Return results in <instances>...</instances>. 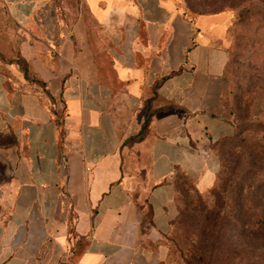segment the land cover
Instances as JSON below:
<instances>
[{"label":"crops","instance_id":"crops-1","mask_svg":"<svg viewBox=\"0 0 264 264\" xmlns=\"http://www.w3.org/2000/svg\"><path fill=\"white\" fill-rule=\"evenodd\" d=\"M180 1L0 0L23 61L0 72V264L167 257L174 173L212 184L231 115V15Z\"/></svg>","mask_w":264,"mask_h":264},{"label":"rangeland","instance_id":"rangeland-1","mask_svg":"<svg viewBox=\"0 0 264 264\" xmlns=\"http://www.w3.org/2000/svg\"><path fill=\"white\" fill-rule=\"evenodd\" d=\"M180 6L188 11L199 8V0L180 1ZM251 16L239 25H232L228 34L229 47L234 54L233 61L228 64L227 75L232 83L238 86L236 93L238 98L230 101L231 115L228 119L229 132L221 136L212 144L213 152L218 161V169L215 173L213 183L204 190L196 189L191 178L183 176L175 171L174 177L177 186V193L174 198L175 212L171 220L169 230L165 236V245L168 252L162 264H198L201 260L195 249V243L199 237V230L203 220V215L214 205L221 202L223 191L219 187L218 177L221 171V164L225 166L221 177H225L228 183L233 182L242 173L239 166L235 165V156L239 148L235 146L240 136L237 135L241 128L247 126L249 129L243 132L242 136L249 140H258L264 129V0H248L246 3ZM241 8V7H240ZM254 32L251 38L255 40L253 49L244 48L239 44L237 37L238 28ZM17 29L8 18L5 7L0 3V72L6 74L10 64L23 67L18 55L17 39L15 37ZM236 37V40H235ZM238 44V45H237ZM249 44V43H248ZM243 54L247 57L244 59ZM233 85V84H232ZM244 95V96H243ZM237 101H248L242 110L236 111ZM243 104V103H242ZM240 104V106L242 105ZM256 123H258L256 125ZM228 141L231 143L229 144ZM247 153L246 147H241ZM241 152V151H240ZM139 160V159H138ZM147 163L145 157L142 158ZM143 171H135V174L142 178ZM264 175H259L258 179H263ZM228 188V187H227ZM254 252L259 255L261 245ZM236 253V252H235ZM238 256H235L237 259ZM260 259V258H259ZM209 260L206 258L205 262ZM222 264L219 261H213ZM259 260L253 258V264H259ZM247 263H249L247 261ZM233 264V262H231ZM246 264V262H244ZM250 264V263H249Z\"/></svg>","mask_w":264,"mask_h":264},{"label":"trees","instance_id":"trees-1","mask_svg":"<svg viewBox=\"0 0 264 264\" xmlns=\"http://www.w3.org/2000/svg\"><path fill=\"white\" fill-rule=\"evenodd\" d=\"M247 1L248 0H199V8L190 10V13L193 15L188 13V9L187 11L181 7L180 3L179 6L182 13L190 20L203 14L230 13L231 16L227 22V34H229L232 30L230 28L232 25H239L251 16L248 6H246ZM236 28L240 31L237 32L239 44H243L244 48L250 47L253 49L255 40L251 38V35L255 33L249 30H243L239 27H234L233 31ZM246 57L247 56L243 54V58L245 59ZM233 58L234 54H232L228 46V59L225 66L224 77L230 88L228 96L229 102H233L235 98H238V96H236L238 95V93H236L238 86L235 85L234 87V82L232 83L227 75L228 64L230 61H233ZM20 62L23 64L21 58ZM24 76L27 77L26 69H24ZM247 102L248 101H237V103H235L236 111L238 112L245 108L243 106L247 104ZM240 104L242 105L240 106ZM149 116L148 113L145 115V119L138 134L129 137L125 140V143L142 139L149 122ZM251 124H253V121L238 131L237 135L240 136V138L235 143V146L239 148L234 158L236 161L235 165L239 166V171H242V173L235 181L228 183L225 177H221L225 168V166L221 164L218 183L219 187H221V191H223V195L221 196V202L214 205L213 208L209 209L203 215L198 234L199 237L195 243V249L199 257H201L198 264L218 263H214L213 261H219L222 264H231V262H233V264H244V262H246V264H253V258L256 260V256L257 260L260 261L259 264H264V178L258 179L260 174L264 175V129L262 130L263 134L260 139H246L242 134L249 129L248 126ZM257 124L258 123H256V125ZM228 143L230 144L231 142L228 141ZM241 147H246L247 153L243 152ZM176 171L188 177L182 171ZM177 189L175 182L176 193ZM259 245H261L260 253L259 255H255L254 252L259 248ZM235 256H238V258L235 259ZM206 258L209 259L207 262H205ZM247 261L249 263H247Z\"/></svg>","mask_w":264,"mask_h":264}]
</instances>
